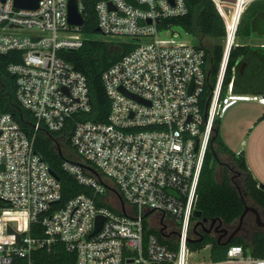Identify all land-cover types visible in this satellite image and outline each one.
Instances as JSON below:
<instances>
[{"label": "built area", "instance_id": "1", "mask_svg": "<svg viewBox=\"0 0 264 264\" xmlns=\"http://www.w3.org/2000/svg\"><path fill=\"white\" fill-rule=\"evenodd\" d=\"M214 1L226 23L225 50L202 110L206 49L160 36L174 25L160 26L163 19L188 13L187 0H77L83 25L70 24L69 0H39L36 8L0 0V54H21L7 67L16 96L33 113L36 131L41 124L61 131L75 120L77 156L63 167L92 190L57 205L61 182L36 150L35 133L0 107V264H43L42 249L60 241L75 252V264H190L198 184L215 120L231 101L264 103L261 93L236 94L235 74L221 96L230 50L255 0L231 2V18L222 8L228 2ZM90 8L97 32L136 45L102 74L111 101L106 120L75 118L92 109L90 87L62 54L93 38L84 30ZM98 219L102 225L94 232ZM199 264H264V257L232 244L224 259Z\"/></svg>", "mask_w": 264, "mask_h": 264}, {"label": "trees", "instance_id": "2", "mask_svg": "<svg viewBox=\"0 0 264 264\" xmlns=\"http://www.w3.org/2000/svg\"><path fill=\"white\" fill-rule=\"evenodd\" d=\"M189 11L186 15L163 19L162 25H179L191 33L197 43L207 51L208 79L201 95V107L205 110L206 101L216 85L221 62L224 56V44L220 42L226 35V23L223 14L217 7L214 0H187ZM264 9V0H255L245 12L249 11L247 36H251L250 20L255 13ZM90 17L86 19L85 32L93 35L97 32V19L90 8ZM243 18V17H242ZM241 28V23L238 32ZM205 38H212L217 42L206 45ZM111 41L105 39L88 38L82 47L76 50H63L62 54L73 63L74 67L82 71L88 80L92 109L89 112L78 113L76 119L106 120L109 114L111 101L105 91L102 81L103 72L114 62L121 59L130 52L136 45L129 41ZM253 46L249 44H235L230 50V55L222 84V98L227 93L234 71L240 67V62ZM20 55V56H19ZM20 61V52L11 51L0 54V107L13 113L15 118L22 124L30 134L35 133V147L42 157L50 164L52 171H55L61 182L62 197L57 205H62L73 196L86 192L92 193L91 187L81 183L72 173L63 167L66 158L74 159L77 156L75 147L71 142V135L75 127V120H69L61 131H51L45 125H40L35 130V117L33 113L25 108L16 96V79L8 71V65L12 61ZM234 87V85H233ZM264 115H262L263 117ZM220 117L215 120L214 133L210 140L198 184L197 209L202 211V218L210 221L216 219V224L221 221V227L234 229L240 222V217L247 205L243 192H248L255 204L264 206V189L259 186V180L255 178L246 162L244 152L236 153L230 149L220 137ZM221 152L231 156V164L236 169V176H243V187H239L230 175L227 166L223 167V177L218 178V166L221 162ZM235 177V176H234ZM102 203V202H99ZM0 206L5 202L0 199ZM247 215L242 221L238 233L227 243H219L216 236L206 234L200 240H191L190 247L199 250L210 244L211 258L214 261L224 259L227 249L232 244H242L250 248L254 256L264 257V228L254 227L253 229L245 223ZM195 220L192 235L197 234L198 226L195 227L198 219ZM147 226V223H145ZM157 233L156 229H147L146 233ZM33 233L34 225H33ZM246 235H249L247 238ZM200 237V236H199ZM197 237V238H199ZM43 264H75V252L67 249L65 243H54L50 248L42 249Z\"/></svg>", "mask_w": 264, "mask_h": 264}, {"label": "rangeland", "instance_id": "3", "mask_svg": "<svg viewBox=\"0 0 264 264\" xmlns=\"http://www.w3.org/2000/svg\"><path fill=\"white\" fill-rule=\"evenodd\" d=\"M248 16L249 11L245 12L243 14V18L241 20V28L239 32L237 33L236 43L237 44H244V43H252L255 45H261L264 44V36H257L254 35L252 37H249L246 35L247 33V26H248ZM160 36L163 39H173L175 42H187V43H197V39L188 31H186L183 27L179 25H173L171 28L164 29L160 32ZM93 38L97 39H105L108 40L110 37H106L102 35L100 32H96L93 34ZM114 40H123V39H130V38H123V37H116L112 38ZM114 40H109L112 43V46L115 44ZM217 42L216 40L212 38H205V44L206 45H212L213 43ZM220 42H223V40H220ZM251 94V93H247ZM259 105L255 102H244L239 101L235 105L231 106V108L227 111V113H222V132L220 134V137L225 136L228 140L229 146L234 149L235 145L239 142L241 135L244 134L245 128L242 121L241 114L250 111L253 108ZM244 111V112H243ZM236 148L234 149V151ZM231 156L227 154L226 152H221V162L218 166V178L222 179L223 177V167L227 166L229 169V173L231 176H233L234 182L238 184L239 187H243V176H236V169L233 168L231 162ZM243 196L246 199V202L248 204L255 203L254 200L251 198L248 192H243ZM167 218H170V215L168 214L166 216ZM153 218V215H148L146 220L150 223V219ZM155 220V218H154ZM154 222V221H153ZM248 239L249 235H246ZM211 259V250L208 247H204L199 250H195L190 256H189V262L190 264H199L201 261H208Z\"/></svg>", "mask_w": 264, "mask_h": 264}, {"label": "crops", "instance_id": "4", "mask_svg": "<svg viewBox=\"0 0 264 264\" xmlns=\"http://www.w3.org/2000/svg\"><path fill=\"white\" fill-rule=\"evenodd\" d=\"M254 35L255 34H252L249 37ZM249 45L253 46V48H251L241 60L240 67L247 70L248 75L256 78L257 80L248 81V83L241 82L239 88L247 89L250 92H236V94H264V44L254 46L252 43H249ZM239 101L255 102L259 105L256 106L258 108H253L250 111L248 110L247 112L241 114L245 130H243L244 134L241 135L239 142L235 145V152H244L250 172L259 180V183H264V116L262 117V115H264V103L252 99H237L228 103L223 112L227 113L231 106L235 105ZM221 116L220 120L222 119ZM222 125L223 121L221 120L220 134L222 132ZM222 137L227 146L232 149L228 144L227 138L225 136ZM234 149L232 150L234 151Z\"/></svg>", "mask_w": 264, "mask_h": 264}, {"label": "water", "instance_id": "5", "mask_svg": "<svg viewBox=\"0 0 264 264\" xmlns=\"http://www.w3.org/2000/svg\"><path fill=\"white\" fill-rule=\"evenodd\" d=\"M224 1L228 2V3H224L222 5V8H223L224 12L226 13V15L229 18H231L232 15H233V12H234V7L230 3L231 2H235V0H224ZM15 5L19 6V7H25V8H36L39 5V0H15ZM68 6H69L68 9H69V22H70V24L83 25L84 24V17H83V15L81 14V12L78 9L77 0H69ZM96 30L99 31L100 27L97 26ZM250 30H251L252 34H255L257 36H264V9L258 10L255 13V15L251 18V20H250ZM252 80L254 81V80H257V79L253 78V77H250V75H248L247 70H244L242 67H240L236 71V74H235V77H234L233 91L235 93L236 92H238V93L250 92L247 89L239 88V86H240L241 82L242 83H244V82L248 83V81H252ZM131 96L135 97V98H138V97H136L135 95H132V94H131ZM210 99H211V97H209V99H208L207 106H208V104L210 102ZM207 108L208 107H206V113L205 114H207ZM89 169H91L93 172H95L99 176V173L94 168L89 166ZM53 174L58 177V175L56 174L55 171H53ZM259 186L264 189V183L261 182L259 184ZM251 209L255 210L257 212V209L255 207L249 206L247 204L245 209H244V211H243V213H242V215H241V217H240L239 224L232 231L229 232V229L226 228V227L220 229V230H223V232H224L223 235L229 233V238L227 240L223 241V243L229 242L238 233V231L241 228L242 221H243L244 217L246 216L248 211L251 210ZM194 216L199 219L198 222L196 223L195 227H197L200 223H202L203 221L206 220V218H202V211L199 210V209H195L194 210ZM258 217H259V214H258ZM215 221H216V219H213V222H215ZM220 224H221V221H219V225ZM101 225H102V220L98 219L97 226H96L94 232L97 231L101 227ZM9 230L11 231L12 228H10ZM162 230L163 229H161V231ZM220 238L218 239L219 243L222 242ZM191 240L192 239H190V241Z\"/></svg>", "mask_w": 264, "mask_h": 264}, {"label": "flooded vegetation", "instance_id": "6", "mask_svg": "<svg viewBox=\"0 0 264 264\" xmlns=\"http://www.w3.org/2000/svg\"><path fill=\"white\" fill-rule=\"evenodd\" d=\"M248 204V203H247ZM249 206L255 207L257 209V212L255 210H249L246 214V224L250 228L258 227V228H264V206L257 205L255 203L248 204ZM259 214V217H258ZM198 232L197 234L193 235V240L200 241L202 240L206 234H211L213 236L217 237V240L220 238L221 241H225L229 238V233L223 235V230H220L224 227H221V224L219 225V222L216 224V221L213 222V220L206 219L202 223L198 225ZM229 229V228H228ZM233 229H229V232ZM200 236V237H199ZM199 237V238H197Z\"/></svg>", "mask_w": 264, "mask_h": 264}]
</instances>
